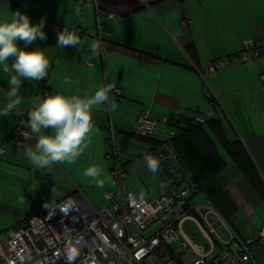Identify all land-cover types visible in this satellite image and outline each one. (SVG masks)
Wrapping results in <instances>:
<instances>
[{
    "label": "crops",
    "instance_id": "1",
    "mask_svg": "<svg viewBox=\"0 0 264 264\" xmlns=\"http://www.w3.org/2000/svg\"><path fill=\"white\" fill-rule=\"evenodd\" d=\"M16 11L32 23L45 18L47 39H37L28 50L45 49L49 69L41 81H22V104L0 118V242L12 224L52 209L68 196H78L97 212L109 207L104 194L118 187L136 200L165 195L166 185L147 169L145 156L174 130L165 120L175 115L191 120L210 103L216 116L212 124L203 125L201 140L220 158L215 185L229 208L220 213L199 191L204 201L192 204L209 201L237 237L264 227V56L231 61L214 75L206 73L208 63L235 56L246 39H262L264 0H96L92 6L84 0H0V21ZM53 26L88 42L101 41V53L91 58L87 46L58 47ZM11 74L0 70V107L9 102ZM109 84L114 85L109 96L117 107L112 110L106 102L93 109V129L75 163L36 169L26 156L28 149L34 150L36 136L21 147L6 146L20 116L40 94L90 96ZM142 114L156 121L149 138L136 133ZM233 144L240 149L231 151ZM113 149L121 155L116 162L106 159ZM93 165L102 170L103 188L83 175ZM114 165L126 167L119 182L112 174ZM254 255L264 263V245Z\"/></svg>",
    "mask_w": 264,
    "mask_h": 264
},
{
    "label": "built area",
    "instance_id": "2",
    "mask_svg": "<svg viewBox=\"0 0 264 264\" xmlns=\"http://www.w3.org/2000/svg\"><path fill=\"white\" fill-rule=\"evenodd\" d=\"M95 2L84 0L89 6ZM107 17L112 19L113 15ZM187 24L180 23L183 28ZM52 30L60 32L57 26ZM101 33L108 34L103 27ZM263 56L264 36L258 41L246 39L238 54L209 63L206 73L214 75L231 61L245 63ZM261 81L264 83V75ZM46 96L50 94L38 97ZM33 107L32 103L20 116L6 146L21 147L35 136L28 124ZM213 108L210 103L205 113L191 119L192 123L204 125L214 119ZM164 123L174 126L176 122L168 119ZM155 125L156 121L142 114L136 123V133L150 137ZM177 134L174 128L166 141L152 146L145 156L160 161L157 176L167 187L165 195L136 200L130 192L118 187L104 194L111 207L97 212L78 196H68L52 209L27 216L8 227L6 240L0 242V260L3 264H65L68 250L76 248L79 254L74 264H264L254 255L264 245V227L247 237H237L209 201L192 204L198 190L191 183L189 169L174 151L172 141ZM3 154L4 149L0 148V158ZM120 157L114 149L106 155L113 162ZM111 170L119 182L126 167L114 165ZM197 234L204 244L196 242Z\"/></svg>",
    "mask_w": 264,
    "mask_h": 264
},
{
    "label": "clouds",
    "instance_id": "3",
    "mask_svg": "<svg viewBox=\"0 0 264 264\" xmlns=\"http://www.w3.org/2000/svg\"><path fill=\"white\" fill-rule=\"evenodd\" d=\"M7 2V0H6ZM45 18L39 23L30 22L29 17L16 11L7 21H0V70L11 74L7 81L6 97L8 103L0 107V118L7 117L14 109L19 108L23 98L19 94L22 81H41L49 69V59L45 49L39 47L28 50L37 39H47ZM23 42V47L18 42ZM56 45L62 49L75 47L77 50L87 46L91 58L97 57L102 50V42H88L72 31L62 30L57 35ZM67 83V81H65ZM114 85H101L90 96L54 94L33 99V109L29 112L28 124L30 131L37 137L34 150L26 151L31 164L38 170H47L56 163H75L86 147L83 142L93 129L92 113L97 106L106 102L112 110L117 107L109 93ZM147 169L157 173L160 161L156 158H146ZM101 168L90 166L84 172L85 177L103 188L104 181L100 179ZM23 202V201H21ZM76 248H70L65 257V264H74L78 256Z\"/></svg>",
    "mask_w": 264,
    "mask_h": 264
},
{
    "label": "trees",
    "instance_id": "4",
    "mask_svg": "<svg viewBox=\"0 0 264 264\" xmlns=\"http://www.w3.org/2000/svg\"><path fill=\"white\" fill-rule=\"evenodd\" d=\"M211 62H215V60ZM170 120L176 122L172 127L178 132L172 141L174 151L179 154L182 162L189 169L191 182L199 192L206 195L220 213L225 215L228 210L224 208H229L228 202L221 190L215 185V177L221 171V161L219 156L209 149L207 141L201 140L204 126L195 125L191 120L183 119L179 115L172 116ZM214 120H209L204 125L212 124ZM229 149L237 151L240 148L233 144Z\"/></svg>",
    "mask_w": 264,
    "mask_h": 264
},
{
    "label": "rangeland",
    "instance_id": "5",
    "mask_svg": "<svg viewBox=\"0 0 264 264\" xmlns=\"http://www.w3.org/2000/svg\"><path fill=\"white\" fill-rule=\"evenodd\" d=\"M202 197H204V194H203V193L197 194L195 197H193L192 203H194V202H198V201H199V202L204 201L205 198H202ZM201 204H203V203H201ZM109 207H111L110 204H109ZM185 230H186L187 234L190 233V232L188 231V228H185ZM193 233L196 234L197 232H195V230H194ZM3 240H4V239H3ZM196 242L199 243V244H204V240L201 239V237H199L198 234H197V240H196ZM175 248H176V247H175Z\"/></svg>",
    "mask_w": 264,
    "mask_h": 264
}]
</instances>
